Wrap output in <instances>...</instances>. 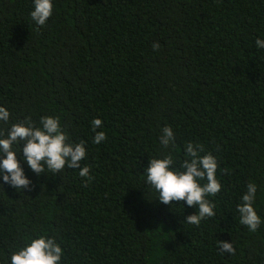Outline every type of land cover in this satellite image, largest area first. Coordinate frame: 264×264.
Segmentation results:
<instances>
[{
    "label": "trees",
    "instance_id": "trees-1",
    "mask_svg": "<svg viewBox=\"0 0 264 264\" xmlns=\"http://www.w3.org/2000/svg\"><path fill=\"white\" fill-rule=\"evenodd\" d=\"M52 3L38 26L34 0H0V107L11 114L0 132L59 117L69 141L85 143L81 166L94 179L85 186L67 167L37 176L23 160L31 191L0 178V264L40 236L55 238L61 264H264V0ZM165 126L169 148L159 141ZM188 143L217 159L222 185L207 197L216 215L199 227L185 222L198 208L164 205L146 182L151 159L171 154L182 170ZM249 183L256 232L237 212Z\"/></svg>",
    "mask_w": 264,
    "mask_h": 264
},
{
    "label": "clouds",
    "instance_id": "clouds-1",
    "mask_svg": "<svg viewBox=\"0 0 264 264\" xmlns=\"http://www.w3.org/2000/svg\"><path fill=\"white\" fill-rule=\"evenodd\" d=\"M53 14L52 0H34V10L30 13L32 20L38 26H44ZM154 51L160 50V44L152 45ZM256 47L264 49V40L257 39ZM10 112L0 107V123L8 124ZM37 127L30 117L24 121L13 123L6 133L0 132V178L16 190H28L32 182L21 166L23 160L37 176L45 173L60 174L65 167L79 169V175L86 178L85 186L94 177L90 175V167L81 166L86 158L85 143L73 144L61 129L59 117H42ZM100 119L92 121V131L95 133L93 143L101 144L107 140ZM160 144L169 148L175 143V135L170 126L161 129ZM21 145L23 146L21 148ZM14 146H20L22 159L18 157ZM202 145L188 143L185 146L186 159L175 169L171 154L163 159H151L146 168V182L159 193V202L172 205V202H186L189 207L198 208V213L186 217V223L199 227L202 220L214 217L216 205L207 197L216 196L222 191V185L217 178L218 162L211 154L201 156ZM227 174V170H223ZM201 181L206 183L201 184ZM257 185L249 183L247 191L237 205L240 214V224L249 231L256 232L262 223L253 205L256 199ZM217 247L222 253L235 255L233 243L217 241ZM63 252L55 238L40 236L31 240L25 247L11 255L10 264H61Z\"/></svg>",
    "mask_w": 264,
    "mask_h": 264
}]
</instances>
